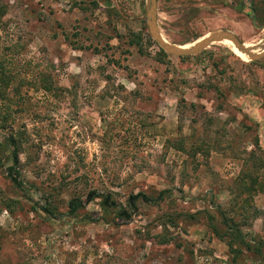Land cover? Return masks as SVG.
I'll use <instances>...</instances> for the list:
<instances>
[{"label": "rangeland", "instance_id": "374dc122", "mask_svg": "<svg viewBox=\"0 0 264 264\" xmlns=\"http://www.w3.org/2000/svg\"><path fill=\"white\" fill-rule=\"evenodd\" d=\"M148 5L0 0V264H264V56L169 55ZM156 25L264 54V0H156Z\"/></svg>", "mask_w": 264, "mask_h": 264}, {"label": "water", "instance_id": "95a60500", "mask_svg": "<svg viewBox=\"0 0 264 264\" xmlns=\"http://www.w3.org/2000/svg\"><path fill=\"white\" fill-rule=\"evenodd\" d=\"M149 5L147 6V26L151 39L166 53L176 57H184L195 55L205 49L209 44L213 42H219L223 40L231 41V43L236 47V49L244 53L249 60H256L264 56V54H253L252 49L245 47L235 35L229 32H213L206 38L197 41L190 48H183V46H174L165 42L161 37L159 30L156 25V0H148Z\"/></svg>", "mask_w": 264, "mask_h": 264}, {"label": "trees", "instance_id": "16d2710c", "mask_svg": "<svg viewBox=\"0 0 264 264\" xmlns=\"http://www.w3.org/2000/svg\"><path fill=\"white\" fill-rule=\"evenodd\" d=\"M242 7V5H241ZM0 16H1V13H0ZM5 128V122L0 125V129H4ZM10 142H11V146L13 147V158L15 161H17V154H16V143L14 141V139L10 138ZM11 177V180L13 182H16V179L14 177H12V175H10ZM162 192L159 193L158 197L157 198H160ZM96 198H101L100 200V204L106 208V209H115L117 208V216H124L126 218H129L130 217V214L125 211L124 209H122L121 207H119L113 200H111V196L109 193H106V194H102V193H97L96 191H90L87 198H86V201L87 202H90L91 200L93 199H96ZM141 199L143 202L145 203H150L152 202L151 199L147 198L144 194L142 193H137L135 195H131L129 196V202H130V205L135 208V201L137 199ZM82 206V202L80 200H71L69 202V211L71 213H74L78 210L79 207ZM47 211V209H45ZM238 232V231H237Z\"/></svg>", "mask_w": 264, "mask_h": 264}, {"label": "bare ground", "instance_id": "6f19581e", "mask_svg": "<svg viewBox=\"0 0 264 264\" xmlns=\"http://www.w3.org/2000/svg\"><path fill=\"white\" fill-rule=\"evenodd\" d=\"M218 43L222 44L223 46L227 47L230 51H232L235 55H237L238 57H240L241 59L248 61L249 58L244 55L242 52L238 51L236 49V47L231 43V41L228 40H223V41H219ZM190 46H183V48H189Z\"/></svg>", "mask_w": 264, "mask_h": 264}]
</instances>
